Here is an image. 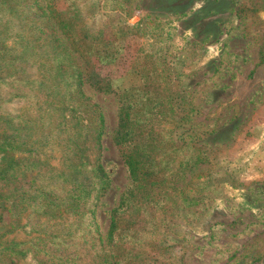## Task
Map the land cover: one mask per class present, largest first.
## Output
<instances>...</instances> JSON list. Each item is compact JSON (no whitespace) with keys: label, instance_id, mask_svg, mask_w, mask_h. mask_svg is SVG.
I'll return each instance as SVG.
<instances>
[{"label":"rangeland","instance_id":"1","mask_svg":"<svg viewBox=\"0 0 264 264\" xmlns=\"http://www.w3.org/2000/svg\"><path fill=\"white\" fill-rule=\"evenodd\" d=\"M0 264H264V0H0Z\"/></svg>","mask_w":264,"mask_h":264},{"label":"trees","instance_id":"2","mask_svg":"<svg viewBox=\"0 0 264 264\" xmlns=\"http://www.w3.org/2000/svg\"><path fill=\"white\" fill-rule=\"evenodd\" d=\"M126 109H122L121 111V129L123 131V128L127 131L125 134L123 132V136L119 142V145L122 147V156L124 158V161L126 165L128 166L129 172L131 173V176L134 181L138 180V177L140 176V172H147L149 170L152 171V169L147 168V161L145 159V154H140V147L144 145L143 143L138 142V139H135L134 137L140 138L142 134H138L137 132L133 133L131 132L130 128V114L124 112ZM152 116V115H150ZM149 116V118H150ZM128 134V135H127ZM129 134H131L129 136ZM101 135V133H100ZM99 135V137H100ZM126 135V136H125ZM139 135V136H137ZM150 135V133L148 134ZM129 138L130 140H127ZM134 144V146H133ZM143 144V145H142ZM198 162H201L199 160ZM116 228H117V219L112 218L110 230L108 233V239L109 242L114 241L115 233H116Z\"/></svg>","mask_w":264,"mask_h":264}]
</instances>
